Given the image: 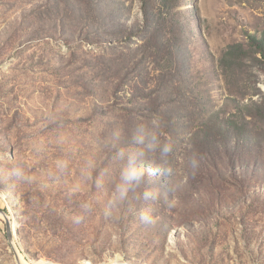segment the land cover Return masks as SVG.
I'll return each mask as SVG.
<instances>
[{
	"label": "rangeland",
	"instance_id": "374dc122",
	"mask_svg": "<svg viewBox=\"0 0 264 264\" xmlns=\"http://www.w3.org/2000/svg\"><path fill=\"white\" fill-rule=\"evenodd\" d=\"M253 37L264 0H0V264H264ZM154 119L173 151L129 188Z\"/></svg>",
	"mask_w": 264,
	"mask_h": 264
},
{
	"label": "clouds",
	"instance_id": "9594fccd",
	"mask_svg": "<svg viewBox=\"0 0 264 264\" xmlns=\"http://www.w3.org/2000/svg\"><path fill=\"white\" fill-rule=\"evenodd\" d=\"M159 128L160 123L157 119L151 122V126L139 125L136 128L133 140L139 147L130 150L126 154L127 164L122 168L120 174L122 182L129 188H135L144 183L146 175L150 172V170H146L142 166L146 151H159L161 158L168 157L172 153L173 146L171 142H160L158 135ZM192 163L193 166H196V161H192ZM142 199L149 204L155 203L159 199V190L145 189L142 193ZM150 212L151 208L140 213V220L143 223L150 224L153 222Z\"/></svg>",
	"mask_w": 264,
	"mask_h": 264
},
{
	"label": "trees",
	"instance_id": "16d2710c",
	"mask_svg": "<svg viewBox=\"0 0 264 264\" xmlns=\"http://www.w3.org/2000/svg\"><path fill=\"white\" fill-rule=\"evenodd\" d=\"M143 10L145 13H148L147 8L144 7ZM251 45L254 46L264 56V37L261 40L253 37V41H252ZM239 49H242V47L241 46H232L230 52L236 53L239 51Z\"/></svg>",
	"mask_w": 264,
	"mask_h": 264
},
{
	"label": "water",
	"instance_id": "95a60500",
	"mask_svg": "<svg viewBox=\"0 0 264 264\" xmlns=\"http://www.w3.org/2000/svg\"><path fill=\"white\" fill-rule=\"evenodd\" d=\"M0 214L2 215V216H4V218L6 219V221H7V225H8V238H9V240H10V242L13 244V246H14V239H13V233H12V230H11V227H10V223L8 222V220H7V217H6V214H5V212H3V211H1L0 210ZM15 252H16V256H17V258H18V260H19V254H18V252H17V250L15 249Z\"/></svg>",
	"mask_w": 264,
	"mask_h": 264
},
{
	"label": "bare ground",
	"instance_id": "6f19581e",
	"mask_svg": "<svg viewBox=\"0 0 264 264\" xmlns=\"http://www.w3.org/2000/svg\"><path fill=\"white\" fill-rule=\"evenodd\" d=\"M15 246V245H14ZM21 260H20V256H19V262H20ZM34 264H50V263H34Z\"/></svg>",
	"mask_w": 264,
	"mask_h": 264
}]
</instances>
